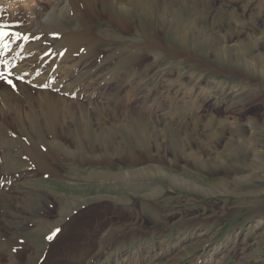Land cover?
<instances>
[{"label": "rangeland", "instance_id": "rangeland-1", "mask_svg": "<svg viewBox=\"0 0 264 264\" xmlns=\"http://www.w3.org/2000/svg\"><path fill=\"white\" fill-rule=\"evenodd\" d=\"M122 1L88 21L101 43L64 60L86 101L28 104L29 135L0 127L59 173L6 144L0 242L18 264H264V0ZM45 39L29 46L50 73L60 39Z\"/></svg>", "mask_w": 264, "mask_h": 264}, {"label": "bare ground", "instance_id": "bare-ground-1", "mask_svg": "<svg viewBox=\"0 0 264 264\" xmlns=\"http://www.w3.org/2000/svg\"><path fill=\"white\" fill-rule=\"evenodd\" d=\"M121 1L122 0H0V25L7 26L4 28V31L19 33L21 37H27V39H16L13 36H8L2 43H0V74H2L0 75V80L3 82V84L0 85L1 128H5L7 131H12L15 130V128H18L15 126L18 125L23 127V134L29 135L24 127L28 104L38 103L40 105H45L51 103L54 108V113L58 114L59 109L62 108L60 104L64 101H86V95L84 93L89 85L87 84V78H76L73 69H66V62L64 60L68 56L78 55V51L83 45L89 46L87 48L92 52V48L101 43L100 40H96L92 36L91 30L88 31L90 27L88 21L97 19L102 15L106 18L109 17L106 14L108 7L113 6L118 8V6L121 5ZM71 15H73V18H77L76 21L78 23H73L67 19L68 17L70 18ZM109 21L121 29H126L127 27V22L121 17L120 19L115 20L110 18ZM77 27L80 28L76 32L75 30ZM69 28H75V30L70 29L69 31H66ZM97 28H99V26H97ZM55 36L60 39V43L57 46V54L58 56L63 54L62 56H64V58L61 59L60 56H57L56 58L59 59L57 66L49 73L46 72L45 69V64L47 63L45 53L47 51L42 52L41 50L36 49V47L31 48L29 45L36 44L45 38L50 40V38H54ZM4 45H6V47ZM31 52H34L35 57L32 56ZM11 77L20 81V83H18V91L11 86V84H13L15 87L13 82L9 83ZM67 92V95L76 93L77 99L72 100L69 96H60ZM68 103L64 106L66 107ZM26 135H24V138L18 140L15 138L16 141L14 142L10 139V141L6 140L4 142L0 140V142H3L0 147V155L2 154L4 157L5 167H3V170L8 168L10 164L14 165V161H11L9 164L7 160L6 144L10 147L9 153H11L14 147L18 146V144H22L23 146L20 145V150L21 153L23 152L22 154L25 155H23V157L26 160L25 162L27 165L28 163L31 164L36 170H48L53 176L57 177L59 174L57 169L48 163L50 159H53L51 153L44 154V151L40 149L33 138L31 139L30 136L27 137ZM54 142H56V139ZM13 144L15 145L13 146ZM54 144L59 145L60 142L58 141ZM252 144L254 145V143ZM23 149L24 151H22ZM0 181H2V179ZM7 195L8 193L6 191L0 190V199H8L9 197ZM262 211L264 212V208ZM7 246H9V244L5 243V241L0 242V252L2 254L4 250L6 251ZM9 247L12 248L10 252H7L10 261L13 264H18V259L20 257L19 251H21L20 247H18L17 242L16 244L12 242ZM18 248L20 250H18ZM119 261H121V263L118 262V264L126 263V261L122 259Z\"/></svg>", "mask_w": 264, "mask_h": 264}, {"label": "snow or ice", "instance_id": "snow-or-ice-1", "mask_svg": "<svg viewBox=\"0 0 264 264\" xmlns=\"http://www.w3.org/2000/svg\"><path fill=\"white\" fill-rule=\"evenodd\" d=\"M6 27H7L6 25H0V43H2L4 39L7 38L8 36H13L16 39H21V38L27 39V37H21L19 33H11V32L4 31V28ZM4 46L6 47V45ZM9 83H11V81H9ZM53 235H55V233H53ZM49 239H52V236H50Z\"/></svg>", "mask_w": 264, "mask_h": 264}]
</instances>
